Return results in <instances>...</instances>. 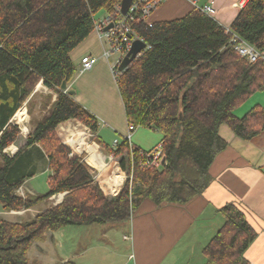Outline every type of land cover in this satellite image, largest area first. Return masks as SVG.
<instances>
[{"label":"trees","instance_id":"trees-1","mask_svg":"<svg viewBox=\"0 0 264 264\" xmlns=\"http://www.w3.org/2000/svg\"><path fill=\"white\" fill-rule=\"evenodd\" d=\"M121 1L0 0V205L21 212L66 193L62 203L29 221L0 216V264H30L32 244L50 231L128 221L146 201L185 205L211 184L210 168L228 147L220 134L223 125L245 141L264 133L263 107L242 118L234 114L264 91V60L249 63L231 42L237 35L264 52V0H248L229 29L195 9L152 27L141 20L132 24L150 47L119 75L117 84L130 128L163 134L164 165L144 169L141 149L126 137L117 146L97 137L98 119L61 85L70 84L77 72L70 54L95 31L96 14L114 12ZM42 82L56 100L53 94L46 97L41 106L45 115L10 157L5 151L22 134L11 120ZM71 120L90 129L93 141L121 159L120 169L132 176L115 197L105 195L87 163L72 156L61 140L58 128ZM86 135L81 130L80 140ZM37 145L40 151L30 150ZM37 157L48 162L49 191L21 196L18 191L37 174ZM108 173V190H119L124 177L112 167ZM219 211L224 223L203 249L206 264H250L245 253L257 232L245 210L227 204Z\"/></svg>","mask_w":264,"mask_h":264},{"label":"crops","instance_id":"crops-1","mask_svg":"<svg viewBox=\"0 0 264 264\" xmlns=\"http://www.w3.org/2000/svg\"><path fill=\"white\" fill-rule=\"evenodd\" d=\"M247 1L201 0L199 3L201 5L211 3L217 12L215 20L222 26L230 28L242 9L241 5L246 4ZM193 9L191 0H169L154 13L152 22L182 18ZM108 48V41L95 30L72 51L70 56L77 72L71 80L69 88L76 92L74 99L98 119L99 130L96 136L103 142L106 143L105 138L114 142L119 141L121 137L131 134V143L144 150L142 147L146 146L144 145L146 141L144 137L140 136V130L135 129L130 132L124 102L112 72V66L117 62L119 56L116 55L115 60H112L115 55L109 59L105 58L104 52ZM85 56H95L99 59L97 64L88 71L81 70V61ZM36 93L37 91L29 100L34 99ZM48 93L54 95L53 101H55L56 94L51 90ZM41 105L39 104V109ZM256 106L264 108V91L253 95L234 114L238 118H242ZM22 109L25 108H21L20 111ZM26 110L28 113V108L25 109V113ZM20 111L17 112L11 123L18 125L21 129V124L14 122ZM69 123L70 121L63 123L59 128ZM24 129L26 130L25 127ZM154 131L156 130L154 129ZM22 134L16 144L5 151L8 156L13 157L25 145L27 137ZM220 134L228 142V147L217 156L210 168L212 181L208 189L201 196L185 205L163 204L156 206L149 201L144 202L134 214L136 217L133 215L131 234L123 235L125 242L133 241L132 254L130 251L116 253L113 246L118 243L117 237H114L111 231L104 230L99 237H95L93 242H85L81 253L78 250V253H75L71 248L76 245L74 243L70 245V248L54 251L52 257L49 258V253L44 249L47 245L37 244L39 252L34 254L33 260L28 257L30 264H58L68 261H74L76 264H97V260L104 264H115L114 261L117 257H120L122 262L117 264H206L203 249L224 223V218L219 210L227 204H235L244 209L249 223L257 232L254 242L245 253L246 259L250 264H264V133L250 141H245L239 138L229 126L223 125L220 128ZM77 135L76 145H79V142L85 138L79 141L81 130H78ZM21 137H24V140L19 142ZM96 145L99 149L101 148L95 143L92 148V156L95 159L98 158L101 163L96 161L104 166L106 157L104 158L102 153L101 157L98 155L99 153L95 151ZM34 149L39 150L40 147L37 145L30 150ZM41 173L50 175L47 161L46 166L37 170L35 176ZM22 191L24 190L22 189ZM28 193L35 195L32 190ZM59 198H57L58 202L61 201L63 195ZM55 206L57 205L52 207ZM33 209L21 212L6 211L0 205V216L10 222H25L42 213H36L28 220L21 218L22 215L33 211ZM49 235L56 240L54 234ZM94 250H99V258H91L88 262L84 261L87 255Z\"/></svg>","mask_w":264,"mask_h":264},{"label":"rangeland","instance_id":"rangeland-1","mask_svg":"<svg viewBox=\"0 0 264 264\" xmlns=\"http://www.w3.org/2000/svg\"><path fill=\"white\" fill-rule=\"evenodd\" d=\"M108 12H106L105 10H100L96 16L95 19L97 22H101L105 19V17L107 16ZM115 58H117V56L115 55L112 60H115ZM36 97H34V99H32L30 101V103L28 104V101L24 104V106L22 108H28L29 112L27 113V121L23 124H21V127H26L29 130L28 134H22L23 136H28L35 124L37 123V121L39 119H41L43 117V115L45 114V112H43L44 110L39 109V104H45L46 103V97L49 95V90L46 89L42 83H40L36 90ZM41 105V106H42ZM19 112V111H18ZM14 122L17 123V120L14 119ZM85 127L82 123L78 122V121H74L71 120L69 124L61 126L59 128V135L61 140L63 141V143L65 145H67L70 149H71V155L72 156H77V157H81L82 160L84 162L87 163V165L90 168L91 173L95 176H101L102 179V187L105 190V195L109 196V197H114V195H112L111 193H108V183H106V178H109L110 176H108V168L112 167L114 169L115 173H118L120 176H124V181L122 183L121 189L119 191V193L121 192L123 186L125 185L126 181H127V171L123 172L120 169V160L121 159H115L113 158L112 160L110 159V155H108V153L105 151V149H99L100 152L102 153V155L104 156V158L106 157V161L105 164L107 165L106 168L103 169V166H101L98 162V158H94L92 155V148L95 145V142L93 141L94 137H93V133L90 132V136L88 134V132L85 131ZM140 130V136L144 137L145 139V144L146 146H143L142 148L144 149L143 151H150L154 148H156L157 146H159V144L161 143V140L163 138V134L159 131H154V129H150V128H145V127H139L137 128V130ZM78 130H84L85 133H87V137L85 136L82 142H79V145H76L77 142V132ZM152 130V131H151ZM135 134V133H134ZM133 134V135H134ZM104 137V134L102 135ZM24 137H21L19 139V142L23 141ZM79 140V139H78ZM79 140V141H81ZM71 143H70V142ZM105 141L107 144L113 145L114 141L109 140V138H105ZM97 146V145H96ZM98 147V146H97ZM154 147V148H153ZM99 148V147H98ZM89 152V155H88ZM108 155V156H107ZM35 168L37 170H40V168L42 169V166L45 167L46 166V159L43 158H36L35 159ZM98 162H97V161ZM101 163V162H100ZM48 173H41L38 174L37 176H35L32 179H29L26 184L22 187V189L24 191H22V189H20L18 191V194L21 196H26L30 193H28L30 190L33 191V193L35 195H44L49 191V186L47 183L48 180ZM126 177V179H125ZM108 182V181H107ZM25 192V193H24ZM59 196H62V194L53 196V198H50L49 200H45L44 202L38 204L37 206L34 207L33 211L28 212L27 214L22 215V219L23 220H28L30 218H32V216H34L36 213H40L43 211H46L48 209H50L53 205L58 203V200L60 199ZM57 198H59L57 200ZM62 200V199H61ZM1 211V210H0ZM134 217H136V215H134ZM133 218V217H132ZM132 218L128 221H124V222H117V223H108V224H103V225H90V226H66L63 227L61 229H59L58 231H50L47 232L45 234V238L43 241H37L34 242L28 252V257L31 258L32 260L34 259V254H36V252H39V249L37 248V244H44L47 245L44 249L49 253L48 256L49 258L52 257V254L54 251L56 250H63L67 249V247H71L70 245L76 243L75 246H72L71 248H73V250L75 251V253L79 251V253H81L80 251L83 249V247H85V242H93L95 240L96 236H100L102 234V232L104 230L107 231H111V234L114 237H117L116 240L118 243H115L113 246V249L116 253L118 252H123V253H127V251H130L131 254L133 253V246L132 243L133 241H131L130 243H127L123 240V235L124 234H131V230L133 229V221ZM49 234H54L56 236V240L52 239L50 237ZM82 242V244H81ZM78 250V251H77ZM51 256V257H50ZM99 250H94L91 253H89L87 255V258L84 259V261H89V259L91 258H99ZM114 261V260H113ZM135 261L133 260V263ZM46 263V262H45ZM115 264L117 263H122L120 257H117L116 260L114 261ZM97 264H104L99 262V260H97Z\"/></svg>","mask_w":264,"mask_h":264},{"label":"built area","instance_id":"built-area-1","mask_svg":"<svg viewBox=\"0 0 264 264\" xmlns=\"http://www.w3.org/2000/svg\"><path fill=\"white\" fill-rule=\"evenodd\" d=\"M167 1L169 0H131V3L126 13H124L123 7H122V2H123L122 0L121 3L116 6L114 12L108 13L103 21L101 22L96 21L95 30L102 37H104L109 43V48L107 51L104 52V57L109 59L113 55L119 56V58L117 59V62L112 66V72H113V75L116 81L119 75L123 72L119 70V67L121 66L128 52L131 50L133 42L136 40L144 41V39H142L135 32L134 28L132 27V24L136 21L141 20L143 21V23L152 27L154 24V22H152V17L154 13L158 10V8L162 4L166 3ZM191 1H192L193 7L195 10L200 11L215 19L217 12H216L215 7L211 3L201 5L199 3L201 0H191ZM244 6L245 4L241 5L242 8ZM110 24H112L113 27L109 29L108 31H104V29ZM231 42L234 45L235 51L242 58L247 60L249 63H256L260 59L264 60V52L258 51L254 46L242 40L237 35H233ZM149 47L150 46L147 45L146 49ZM98 60L99 59L95 56H85L81 61L82 63L81 70L82 71L91 70L97 64ZM21 131L23 134L29 133V130L27 128L25 130L23 127H21ZM85 131L88 132L89 136L91 135L90 134L91 131L87 127H85ZM132 131L133 129L130 128V132ZM126 138L131 143V134H128ZM117 145H118V141H115L113 143V146H117ZM140 154L143 158V161L141 163L142 168L149 169L154 166L158 167L162 165V160H163L162 144H159V146H157L151 151L141 150ZM113 158H114L113 156H110L111 160ZM129 178H132V176L127 175V180ZM95 180L100 185L104 193H106L104 188L101 186L102 185L101 176L95 177ZM120 189L116 191L108 190L109 191L108 193H111L115 197L119 193Z\"/></svg>","mask_w":264,"mask_h":264},{"label":"water","instance_id":"water-1","mask_svg":"<svg viewBox=\"0 0 264 264\" xmlns=\"http://www.w3.org/2000/svg\"><path fill=\"white\" fill-rule=\"evenodd\" d=\"M130 3H131V0H123L122 7H123L124 13H126ZM112 27H113V25L110 24L104 29V31H108ZM146 47H147V43L146 42H144L142 40L134 41L131 50L128 52L127 56L124 58L121 66L119 67V70L123 71V72L125 70H127L128 67L136 60V58L146 49ZM61 90L64 91V92H67L71 96H75V94H76V92L74 90L69 88V84H68L67 81H64L62 83ZM165 163H166V158H163L162 165H164ZM62 195H63V198H64L66 193L62 194ZM63 198L56 205H59L60 203H62Z\"/></svg>","mask_w":264,"mask_h":264},{"label":"bare ground","instance_id":"bare-ground-1","mask_svg":"<svg viewBox=\"0 0 264 264\" xmlns=\"http://www.w3.org/2000/svg\"><path fill=\"white\" fill-rule=\"evenodd\" d=\"M17 117V122H19V124L21 123H25L26 121H27V115H26V113H25V109H22L21 111H20V113L16 116ZM16 119V118H15ZM95 151L96 152H98L99 154V156L101 157V152H100V150H99V148L96 146L95 147ZM106 166V164L103 166V168ZM58 200V199H57Z\"/></svg>","mask_w":264,"mask_h":264}]
</instances>
